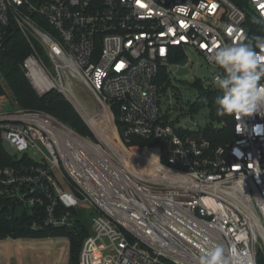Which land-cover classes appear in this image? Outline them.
I'll list each match as a JSON object with an SVG mask.
<instances>
[{
  "label": "built area",
  "instance_id": "built-area-1",
  "mask_svg": "<svg viewBox=\"0 0 264 264\" xmlns=\"http://www.w3.org/2000/svg\"><path fill=\"white\" fill-rule=\"evenodd\" d=\"M261 34L264 0H0V52L23 37L29 53L19 66L31 86L65 95L93 135L21 107L0 70V145L9 158L0 156V213L37 207L33 230L72 229L86 224L79 209L91 206L79 264H198L214 245L228 264H258L264 116L234 115L235 138L213 147L193 135L203 128L191 120L197 101L185 116L176 111L174 80L194 54L212 69L191 86L198 97L197 81L216 89L214 50ZM180 51L183 60L171 61ZM78 84L95 113L82 110ZM133 138L154 142L132 148Z\"/></svg>",
  "mask_w": 264,
  "mask_h": 264
},
{
  "label": "trees",
  "instance_id": "trees-1",
  "mask_svg": "<svg viewBox=\"0 0 264 264\" xmlns=\"http://www.w3.org/2000/svg\"><path fill=\"white\" fill-rule=\"evenodd\" d=\"M262 35V34H261ZM179 51V50H178ZM29 53V47L21 36L8 45V48L0 52V70L5 74L10 89L19 105L26 109L43 110L59 118L70 127L83 135H92L91 130L76 112L72 103L67 100L63 94L57 90H52L45 95H39L31 86L19 62ZM184 58L181 51L178 56L171 61H182ZM161 81L167 79L165 69H161ZM196 87L200 89L199 100L197 102L208 106L210 111V124L195 131L193 135L204 137L211 141L213 147L225 145L235 138V118L233 116L219 117L216 115L214 98L218 94L217 89H204L200 81L195 82ZM154 141L133 138L132 148L143 147ZM5 152L0 145V156H5ZM4 164L9 163L6 155ZM38 208L33 209L32 214L26 211L17 213L15 209H5L0 213V238H20V237H50L54 235H66L71 240V264H79V254L84 239L90 233V226L82 222L72 229L49 228L47 230H33L30 223L38 215ZM258 264H264V249L259 248L257 252Z\"/></svg>",
  "mask_w": 264,
  "mask_h": 264
},
{
  "label": "clouds",
  "instance_id": "clouds-1",
  "mask_svg": "<svg viewBox=\"0 0 264 264\" xmlns=\"http://www.w3.org/2000/svg\"><path fill=\"white\" fill-rule=\"evenodd\" d=\"M209 60L220 71L214 77L218 94L214 98L216 115L264 116V35L240 42L225 43ZM198 264H228L225 250L214 245L203 248Z\"/></svg>",
  "mask_w": 264,
  "mask_h": 264
},
{
  "label": "rangeland",
  "instance_id": "rangeland-1",
  "mask_svg": "<svg viewBox=\"0 0 264 264\" xmlns=\"http://www.w3.org/2000/svg\"><path fill=\"white\" fill-rule=\"evenodd\" d=\"M192 57L194 64L179 68L177 70L178 80H174L175 86L179 90H182L180 95L181 101H179V106H177L176 111H181L184 116L188 111L190 113V104L199 100L197 89L192 87L190 83L194 80L195 75L202 78H210V70L212 69L211 67H206V62L203 58L197 57L194 54ZM179 78H182L184 82L180 81ZM78 85L76 92L79 90L78 94L82 104V107L80 106L82 110H86L89 114L98 111L99 105L95 102L91 93L81 84ZM63 96L66 98L65 95ZM66 99L69 100L68 98ZM72 105L76 112L82 117L76 105L73 103ZM192 111L194 115L191 120L198 123V126L204 127V125H209L211 123L208 106L196 102ZM189 116L190 115H187V118H189ZM178 119H180V117H178ZM24 209V206H20L17 208L16 212L20 214ZM79 210L81 211V219L87 225H91L94 215L93 208L89 205H82ZM0 255L5 263L9 262L8 264H71V240L66 235L0 238Z\"/></svg>",
  "mask_w": 264,
  "mask_h": 264
},
{
  "label": "bare ground",
  "instance_id": "bare-ground-1",
  "mask_svg": "<svg viewBox=\"0 0 264 264\" xmlns=\"http://www.w3.org/2000/svg\"><path fill=\"white\" fill-rule=\"evenodd\" d=\"M90 122L96 127V131L100 134V136L106 141V142H108L109 144H111V145H113V143L112 142H110V139L106 136V132H107V128L105 127V128H103V127H99L97 124H96V122H95V120H94V118L93 117H91L90 118Z\"/></svg>",
  "mask_w": 264,
  "mask_h": 264
},
{
  "label": "crops",
  "instance_id": "crops-1",
  "mask_svg": "<svg viewBox=\"0 0 264 264\" xmlns=\"http://www.w3.org/2000/svg\"><path fill=\"white\" fill-rule=\"evenodd\" d=\"M2 258V257H1ZM9 263V262H8ZM8 263H6V264H8Z\"/></svg>",
  "mask_w": 264,
  "mask_h": 264
},
{
  "label": "snow or ice",
  "instance_id": "snow-or-ice-1",
  "mask_svg": "<svg viewBox=\"0 0 264 264\" xmlns=\"http://www.w3.org/2000/svg\"><path fill=\"white\" fill-rule=\"evenodd\" d=\"M181 11H183V9H181Z\"/></svg>",
  "mask_w": 264,
  "mask_h": 264
}]
</instances>
